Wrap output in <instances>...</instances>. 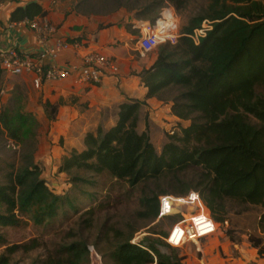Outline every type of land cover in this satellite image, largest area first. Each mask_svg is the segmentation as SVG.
Instances as JSON below:
<instances>
[{
    "label": "trees",
    "instance_id": "16d2710c",
    "mask_svg": "<svg viewBox=\"0 0 264 264\" xmlns=\"http://www.w3.org/2000/svg\"><path fill=\"white\" fill-rule=\"evenodd\" d=\"M32 0H0L16 3L11 23L44 18L47 12ZM114 11L126 7L115 0ZM136 20L154 23L169 5L185 18L176 44H162L150 69L139 74L147 89L146 100L170 106L180 122L174 133L165 132L160 148L146 101L128 100L103 114L100 126L86 134L82 150L73 149L62 157L57 174L65 176L67 190L58 193L43 178L35 161L39 146V121L26 110L22 90L10 104L0 107V130L22 147L32 143L23 164L0 183V227H18L25 219L43 225L72 211L79 215L80 194L95 184V177L107 176L124 185L128 194L138 193L137 218L148 224L157 220L160 197H183L194 191L220 225L231 223L232 207H256V233L249 243L264 256V0H211L188 15L192 0H127ZM212 29L196 44L191 36L204 22ZM48 123L56 120L59 105L42 104ZM112 119L114 125L105 122ZM105 207V206H104ZM96 208L80 215L78 230L69 241L48 252L43 264H90L89 247L104 264H186L187 256L165 242L167 233L148 231L132 243L139 227L127 220L118 229L108 218L96 225ZM178 221L173 222L172 225ZM217 236V235H216ZM215 236V237H216ZM0 264L10 255L41 248L37 240L7 246Z\"/></svg>",
    "mask_w": 264,
    "mask_h": 264
},
{
    "label": "crops",
    "instance_id": "0c3cea01",
    "mask_svg": "<svg viewBox=\"0 0 264 264\" xmlns=\"http://www.w3.org/2000/svg\"><path fill=\"white\" fill-rule=\"evenodd\" d=\"M21 1L25 4L32 0ZM72 3V0H41L40 4L47 15L39 19L48 20L57 29V36L69 41H87L91 48L113 59L119 66L117 75L106 77L97 86L80 85L72 76L60 83L45 84L40 90H36L30 77L8 75L0 69V93L5 91L4 95L0 94V107L11 102L18 90H22L30 102L40 109L45 102L59 105L56 120L48 123L46 119L49 126L48 138L46 143L41 144L43 150L35 154V161L42 166L43 178L58 193L68 187L65 184V176L57 174L62 157L73 149H83L86 134L100 126L105 111L128 100L146 101L149 120L161 142L163 134L171 128L166 127L165 120L180 122V126L185 125L171 114L170 106L155 99L146 100L147 89L143 86L139 74L153 66L156 55L148 59L140 57L134 34L130 30L136 27L137 22L121 24V13L106 19L89 18L87 15L78 14L76 5ZM17 6L16 3L0 4V53L16 49L23 56L41 57L44 63L48 64L49 59L45 53L52 46V42L40 46L36 33L28 25L24 22L15 24L9 21ZM81 54L83 53L73 50L66 51L60 55L56 65L63 67L68 64H81ZM105 124L110 127L114 125V121L110 119ZM219 247L226 258L232 260L229 264H264V256L259 257L257 250L250 245V250L246 251L251 254L252 261L239 258L242 252L238 249L241 247L235 243L222 242ZM213 251L206 250L200 263L209 261L210 264H225L219 259L221 252Z\"/></svg>",
    "mask_w": 264,
    "mask_h": 264
},
{
    "label": "rangeland",
    "instance_id": "374dc122",
    "mask_svg": "<svg viewBox=\"0 0 264 264\" xmlns=\"http://www.w3.org/2000/svg\"><path fill=\"white\" fill-rule=\"evenodd\" d=\"M122 1L126 4V7H121L119 10L114 12L113 9L117 6L115 0H72V4L76 5V11L78 14L87 15L89 18L93 17L106 19L111 18L117 13H121V24L123 25H129V23L132 21H136L137 25L141 22H149L144 20H136V12L132 11L133 3H126L127 0ZM210 1L211 0H192L187 14L190 15L194 12H197L199 9L207 6ZM168 6L169 5H166L164 8ZM175 13L177 14L176 11ZM177 17L180 33L182 25L185 23L186 16L181 18L177 14ZM130 30L134 34L135 44H137L140 31L137 28H131ZM156 52L157 49L153 53L149 54L146 58H151L152 56L156 55ZM8 104H10V102ZM26 110L34 114L40 123V127L38 129L40 140L37 149V151H39L42 149V145L46 143V138H48L49 126L46 123L47 121L44 109L36 107L35 104H32L30 99L27 97ZM165 124L166 127H171L169 130L171 131L173 129L172 126L176 125L177 122L174 123V121L168 122V120H165ZM153 139L154 145L157 148H160L161 141L156 133ZM31 146L32 143H28L24 147L15 144L13 141L7 138L5 132H1L0 130V183H6L9 175L16 171L23 164V157L26 153L30 152L32 148ZM45 149L46 148H44V151ZM67 188L63 189L62 192L67 190ZM84 190L87 193L92 194V198L80 194L77 191L76 194L80 198L79 215H75L74 212L67 210V213L62 212L60 213L59 217L43 225H35L32 221L25 219V222H23L18 227H0V232L4 236L7 246L29 244L33 240H37L41 245V248L32 250L30 252L18 251L13 255L8 256L9 264H43L45 256L48 254V252L54 250L61 242L69 241V232H76L78 230L77 224L79 222L80 215L90 208H96V225H100V223L102 224L108 218H111L110 223L115 225L118 229L124 228V223L127 220H129L131 223H134L135 225H138L139 227L147 225V227L142 228L136 234L134 239L137 238L138 241H142V239L148 235V231H161L167 233L173 222L179 221L181 219L180 215H175L166 219L156 220L153 223L146 224L142 222L137 218V211H139V203L137 201L138 193L134 192L133 194H128V189L124 185H118L117 182L104 175L95 177V184L92 186H85ZM232 210L231 223H228L227 225H219L216 238H211H215L214 240H204L198 245L192 243L190 245H185L182 247V249H180L181 254L187 256L186 264H201L200 261L202 257H204L205 251L208 249L214 250L213 253L221 252V256L219 257L221 262H224L225 264L231 263L232 260L227 259L222 253L221 247H219V244L222 242L227 243V241L229 243H235L238 247H241L238 249L239 252H242V255L239 254V258L243 259L244 261H252L250 256L251 254H249V252L246 250H250V243L248 241L249 236L257 234L256 226L260 209L256 207L247 208L243 213L238 215L235 214V212H239L241 208L232 207ZM230 246L232 249H234L231 244ZM5 249L6 247L0 244V256L5 254ZM94 255L96 254H93V258L90 255V264H104V261L100 255L98 256L101 260L97 262L96 259H94ZM205 264H210V262L208 261Z\"/></svg>",
    "mask_w": 264,
    "mask_h": 264
},
{
    "label": "built area",
    "instance_id": "2783aa9c",
    "mask_svg": "<svg viewBox=\"0 0 264 264\" xmlns=\"http://www.w3.org/2000/svg\"><path fill=\"white\" fill-rule=\"evenodd\" d=\"M24 23L36 33L40 46L52 42V46L45 53L49 63L45 64L41 57L23 56L18 50L10 49L0 53V69L8 75L30 77L36 90H40L45 84L60 83L72 76L80 85L97 86L106 77L119 73V66L113 59L91 48L87 41H69L57 36V29L48 20L36 19ZM135 28L140 31L137 47L142 58L153 53L162 44H176L180 34L178 17L171 6L164 8L154 23L141 22ZM211 29V23L204 22L199 29L193 32L192 40L198 44ZM69 50L83 53L81 64L57 66L56 62L60 55ZM0 94L4 95L5 91H1ZM174 131L172 129L170 134ZM175 215H180L181 219L171 226L164 239L174 248H182L192 243L198 245L218 234L220 224L212 219L197 192L192 191L183 197H160L157 220ZM137 242H139L137 238L132 241L134 244ZM89 251L92 258L93 254H96L94 255L96 262L101 260L93 247H89Z\"/></svg>",
    "mask_w": 264,
    "mask_h": 264
}]
</instances>
